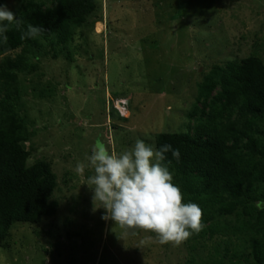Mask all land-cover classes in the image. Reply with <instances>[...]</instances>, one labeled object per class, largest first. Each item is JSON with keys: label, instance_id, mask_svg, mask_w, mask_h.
<instances>
[{"label": "rangeland", "instance_id": "374dc122", "mask_svg": "<svg viewBox=\"0 0 264 264\" xmlns=\"http://www.w3.org/2000/svg\"><path fill=\"white\" fill-rule=\"evenodd\" d=\"M5 1L14 13L25 0ZM33 1L51 6L54 0ZM96 5L66 49L52 37L39 69L20 73L29 163H52L59 206L37 224L15 222L0 244V264H190L207 253L192 236L179 246L162 245L152 232H125L102 219V207L93 212L87 157L97 138L119 154L137 139L156 147L159 133L186 131L195 123L189 114L203 106L208 73L250 55L264 61V0ZM77 163L85 165L83 175Z\"/></svg>", "mask_w": 264, "mask_h": 264}, {"label": "trees", "instance_id": "16d2710c", "mask_svg": "<svg viewBox=\"0 0 264 264\" xmlns=\"http://www.w3.org/2000/svg\"><path fill=\"white\" fill-rule=\"evenodd\" d=\"M96 8V0H54L51 6L25 0L14 13L24 29L31 23L44 32L21 39L13 26L7 43L0 39V244L15 222L37 224L59 206L53 199L58 177L52 163L43 158L29 163L20 73L39 69L41 49L52 37L66 49ZM199 99L203 106L189 114L195 123L186 131L156 137L157 149L164 144L179 149V161L169 151L165 163L171 161L183 202L197 203L203 211L204 228L192 238L207 253L192 257L190 264H264L263 59L250 55L217 65L206 75Z\"/></svg>", "mask_w": 264, "mask_h": 264}, {"label": "clouds", "instance_id": "9594fccd", "mask_svg": "<svg viewBox=\"0 0 264 264\" xmlns=\"http://www.w3.org/2000/svg\"><path fill=\"white\" fill-rule=\"evenodd\" d=\"M13 26L21 31V39H35L44 32L31 23L24 29L22 19L0 4V39L4 43ZM169 151L179 161L180 151L171 144L157 149L137 139L132 148L118 154L97 138L87 157L94 172L87 179L93 189V212L102 207V219L113 220L125 232H152L162 245L179 246L193 233H199L204 228L203 211L197 203L183 202V192L168 167L171 161L165 163V153ZM75 171L83 175L85 165L77 163ZM148 242L142 240L140 244Z\"/></svg>", "mask_w": 264, "mask_h": 264}]
</instances>
